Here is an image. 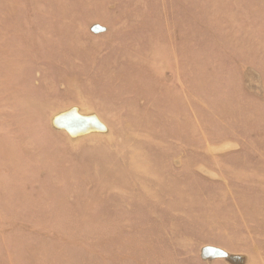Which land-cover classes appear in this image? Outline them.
<instances>
[{"label": "rangeland", "instance_id": "1", "mask_svg": "<svg viewBox=\"0 0 264 264\" xmlns=\"http://www.w3.org/2000/svg\"><path fill=\"white\" fill-rule=\"evenodd\" d=\"M0 264H264V0H0Z\"/></svg>", "mask_w": 264, "mask_h": 264}, {"label": "bare ground", "instance_id": "2", "mask_svg": "<svg viewBox=\"0 0 264 264\" xmlns=\"http://www.w3.org/2000/svg\"><path fill=\"white\" fill-rule=\"evenodd\" d=\"M62 118H63V117H62ZM64 118H65V117H64ZM66 118H67V117H66ZM66 118H65V119H66ZM74 119H75V118H74ZM90 122L93 123L92 121H90Z\"/></svg>", "mask_w": 264, "mask_h": 264}]
</instances>
